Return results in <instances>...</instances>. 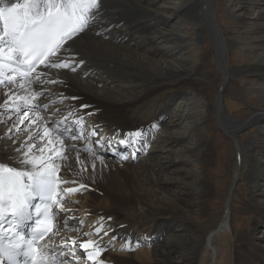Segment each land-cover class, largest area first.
<instances>
[{"label":"bare ground","instance_id":"obj_1","mask_svg":"<svg viewBox=\"0 0 264 264\" xmlns=\"http://www.w3.org/2000/svg\"><path fill=\"white\" fill-rule=\"evenodd\" d=\"M158 1L101 0L91 25L68 41L59 54L61 59H69L77 66L75 71L55 69L47 73L42 69L41 74L48 78L37 77V83L18 77L16 84L9 86L5 82L0 85V105L11 97L8 109L0 107V116L8 110L13 111V105L19 104L28 117L25 119V112L18 116L14 114L11 123L0 127V163L30 170L31 165L23 164L21 158L27 152L29 137L37 131L42 135L44 126L49 127L48 113L77 111L84 117L87 127L115 134L121 139L137 140L146 135L150 139L153 134V139L149 140L147 136L144 139L148 146L154 144L147 150L145 158L141 155L138 163L128 162L122 168L121 164L106 159L108 156L99 158L84 153L75 148L79 144L51 133L50 138L56 141L54 146L62 152L61 157L54 158L60 166L58 175L63 181H69L64 183L65 189L85 186L79 192L89 196L84 207L89 220L102 221L118 241L124 240L130 231L168 236L165 245L154 242L149 249L125 256L110 250L98 255L96 263L178 264L171 257V253L177 252L182 255L184 264H207L205 254L210 256L208 264H264V252L254 246L257 239L254 232L259 223L252 224L251 230L238 235L237 240L227 234L231 227L229 220L236 181L242 178L253 187L245 208L259 211L264 218V0L248 1L250 5L247 6L258 12L255 19L259 20L258 29L263 33L258 39L251 38L249 45L241 43L240 53L245 57L246 52L247 60L251 62L244 68L232 70L227 67L226 59L237 44L223 39L222 31L220 33L215 27L216 19L212 13L215 0H184L174 8L157 7ZM22 2L11 0V3ZM184 22L193 24L195 39L203 38L199 30L201 24L212 40L218 76L212 80L208 94L205 90L210 85L208 76L199 74L194 67H187L181 57L185 44L180 28ZM244 74L258 78L256 86L250 88L255 95L252 111L235 112L233 117H227L223 109L225 89L233 77ZM6 75L13 73L6 72ZM46 79H54L55 83L46 87L44 98L36 93L43 82L47 83ZM237 92L236 95H240ZM178 95L184 103L182 107L195 103L191 100L197 97L203 98L205 108L202 113L208 114V119L194 123L195 110L178 107L164 122L170 102ZM19 97L30 98L32 106L25 108ZM57 98L61 100L54 105L51 101ZM47 103L50 111L42 112L40 108ZM228 108L231 109V105ZM249 126L260 127L252 141L240 134ZM16 130L24 133L13 134L11 140L3 142L9 132ZM216 130L226 141L231 140L230 147L234 152L233 175L225 196L222 219L219 225L213 226L206 215L201 216L200 211L187 208L200 205L201 210L205 209L201 205L211 192L206 170L213 153L210 149L212 141L207 134ZM134 132L141 135H129ZM187 137H192L194 142L187 143ZM46 139L42 141L36 136L35 144L43 147ZM31 155L41 153L35 148ZM43 155L47 157L50 153L46 151ZM168 166L175 167L169 169L167 177L162 176L159 172ZM167 184H172L173 189L165 187ZM70 205L76 213L77 207ZM191 211L195 216L189 215ZM173 224L179 229L170 230ZM197 228L200 232H196ZM76 235L72 232L68 236Z\"/></svg>","mask_w":264,"mask_h":264},{"label":"snow or ice","instance_id":"obj_2","mask_svg":"<svg viewBox=\"0 0 264 264\" xmlns=\"http://www.w3.org/2000/svg\"><path fill=\"white\" fill-rule=\"evenodd\" d=\"M100 4L101 0H23L22 3H11L9 0L7 4L4 0H0V85L5 82L9 86L16 84L18 77L31 83V73L38 65L56 70L75 71V67H72L68 61H62L59 54L68 41L73 40L89 27L90 20ZM6 72L13 75H6ZM20 87L23 89L24 84L21 83ZM10 99L11 97L5 99L0 107L8 109ZM18 99L23 100L25 108L32 106L30 98ZM13 110L19 115L21 106L14 104ZM24 117L28 118L26 112ZM52 131L48 126H44L42 135L37 131L35 135L29 137L27 152L21 160L23 164L31 165L30 170L21 171L16 167L0 164V216L10 212L15 227L19 228L24 220L31 218L29 208L32 199L39 197L45 201L44 204L36 206L37 216H42L43 219L37 220V227L30 239L25 240L23 234L16 232V239H10L7 244H0V256L6 257L9 264H19L17 257L20 255L29 258L24 264H55L54 260L47 259L44 252L34 251L32 247L37 239H43L46 232L52 230L50 221L53 219V206H59L63 200L60 196V185L69 183L58 175L60 166L55 163L54 158L61 157L62 152L54 146L56 141L50 138ZM129 135L139 137L141 133L134 132ZM36 136L42 141L47 138L43 147L31 143ZM72 139H77L76 135H72ZM120 143L126 141L122 140ZM60 144L63 146V141H60ZM34 148H38L41 155L30 157ZM46 151L50 153L47 157L43 155ZM84 187L80 185L79 188H67L64 191L74 193ZM41 225L47 227L41 231ZM102 228V225L97 227L95 232L99 234ZM104 234L107 235V232L105 231ZM24 245L27 247L21 251ZM78 247L85 250L93 248V251L88 252L87 255L89 260H95L102 251L99 242L91 239L79 244ZM37 256L40 259H36ZM60 264H69V262L65 259Z\"/></svg>","mask_w":264,"mask_h":264},{"label":"rangeland","instance_id":"obj_3","mask_svg":"<svg viewBox=\"0 0 264 264\" xmlns=\"http://www.w3.org/2000/svg\"><path fill=\"white\" fill-rule=\"evenodd\" d=\"M196 1V0H190ZM250 0H215L214 5V11L212 12L216 19V28L218 31L223 33L224 38L223 39H230L233 43H236L233 51L231 52V56L229 59H226L227 67L232 69H240L244 68L247 64L251 62V60H247L246 52L245 57L244 54L240 53L239 47L242 46V44H250L249 40L252 39H258L260 37V34L263 33V31L259 32L258 26H259V20L255 19V16L258 12H256V8H251L247 5H250L248 3ZM184 0H159L156 4V6H165V7H177L180 6ZM215 13V14H214ZM218 13V14H217ZM261 21V20H260ZM199 30L203 34L202 39H195L194 34L196 33V30L193 28L192 23L184 22L183 25H181L180 28V34L184 38V47L181 50V57L185 59V64L187 67H194L199 74H205L208 76V79L210 81V85H208L206 90L209 92L211 88V82L213 79L217 78L218 76V68L213 62V55H212V40L210 39V36L208 35L207 29L204 27V25H199ZM264 34V33H263ZM262 34L263 38L264 35ZM139 36V35H138ZM135 39H139L137 36L134 37ZM138 42V40H137ZM243 42V43H242ZM133 43V42H132ZM242 43V44H241ZM242 55L243 57H241ZM233 63V64H232ZM211 78V80H210ZM258 78H253V76L244 74L241 76L233 77L230 81V83L227 85L225 89V101L223 102V109L225 111V114L227 117H233L235 115V112L241 113V111H252L251 108V102L253 101L254 93L250 88L256 86ZM1 88V87H0ZM238 91V92H237ZM240 94V95H236ZM235 93V94H234ZM207 96V95H206ZM205 96V99H206ZM181 95L175 96L173 100L170 102L172 103L169 109H167V116L168 114L171 115V112L175 110V108L180 107L181 110H185L186 108L194 109L196 113L194 118L192 119V122L194 123H203L204 120L208 119V114H203L202 110L205 108L204 106V99L197 97L195 100H191V102L195 103H189L187 107H182L184 103H181ZM202 100V101H201ZM229 105H231V109H229ZM12 106V104H11ZM156 105H154V108ZM13 108V107H12ZM151 108V109H154ZM197 109H200V112H197ZM234 112H233V111ZM25 112L24 108H21V113L23 114ZM18 116L16 114V111L8 110L1 114L0 116V127H3L5 124L11 123L13 120L11 116L13 115ZM248 117V116H247ZM241 119V118H240ZM235 120H239V118H235ZM183 126L186 128L185 123H182ZM264 125V124H263ZM219 127V125H218ZM263 127V126H262ZM260 127H252L249 126L247 128H244L240 131V134L244 136L245 139H251L255 140L256 136V130H258ZM264 129V128H263ZM16 130V132H9L7 134V137H4L5 141H9L13 138V134L20 135V133H24L23 130ZM157 133V131H156ZM10 134V135H9ZM153 139V134H151ZM208 138L212 141V145L210 149L213 151L212 153V159L209 164L208 169L206 170L207 174V181L208 185L211 188L210 195L203 199L202 205L205 209L201 210L200 205H192L187 208V210L190 211H200L201 216L206 215V219L213 224V226L219 225L220 220L222 219V211H223V204L225 202V196L227 193L228 185L230 182V179L233 175L232 172V160H233V149L230 147L231 140L227 139L225 140V137H222L220 132L218 130L216 131H210L207 134ZM255 136V138L253 137ZM187 143H193L194 140L192 137H187L186 139ZM34 144L36 142L32 141ZM31 142V143H32ZM230 142V143H229ZM29 144V143H28ZM154 145V144H153ZM150 145L148 146V150L150 148ZM227 145V146H226ZM22 147H20L21 149ZM229 148V149H228ZM17 149V150H20ZM35 150V148H34ZM106 157V156H105ZM141 157V156H140ZM143 158H145V154L142 155ZM109 161L111 159L107 158ZM112 161V160H111ZM139 160H137L135 163H138ZM115 162V161H113ZM118 163V162H117ZM121 164V163H118ZM127 163H123L120 166L123 168L126 166ZM175 167V166H174ZM174 167H166L165 171H160L159 173L162 176H168V171L170 168ZM167 173V175H165ZM243 179V178H242ZM240 179L239 181H236V189H235V196L233 197L232 201V215L230 216V224L231 227L227 229V234L230 237H234L236 240L239 238L238 235H245L247 230H251V225L255 222L259 223L257 225V229L254 232V235L256 236V240L254 242V246L264 252V218L261 217V214L259 211H249L247 208H245V204L249 200V196L251 191L253 190L252 183H249ZM165 187L169 188L170 190L173 189L172 184H167ZM85 193V192H82ZM192 197V196H190ZM73 198H76L74 200H77L80 204L74 203ZM71 198V203L77 207V213L80 214L85 213L84 207L86 203L88 202V194H83L80 198L73 197ZM194 213V214H192ZM86 214V213H85ZM189 215L195 216V212H190ZM200 216V215H199ZM92 222V220H91ZM262 222V223H261ZM175 225V226H174ZM177 226V227H176ZM184 228L186 226L184 225ZM201 228V227H200ZM200 228L196 229V232H200ZM177 230L179 229V226L176 224H173L171 226L170 230ZM207 229L205 228L204 231ZM135 234V233H134ZM191 234V232H190ZM206 234V232H204ZM168 236L165 235H156L147 242H144L143 245L136 247L134 250L126 252V251H112L116 254H122L126 255V253H132L135 251H139L140 249L146 248L149 249L152 244L161 243L165 245L168 242L167 239ZM149 247V248H148ZM171 257L173 258L174 262H178V264H184V259L182 258V255L177 252L171 253ZM210 256L205 254L204 260L205 263L208 264Z\"/></svg>","mask_w":264,"mask_h":264},{"label":"water","instance_id":"obj_4","mask_svg":"<svg viewBox=\"0 0 264 264\" xmlns=\"http://www.w3.org/2000/svg\"><path fill=\"white\" fill-rule=\"evenodd\" d=\"M215 27H216V24H215Z\"/></svg>","mask_w":264,"mask_h":264}]
</instances>
